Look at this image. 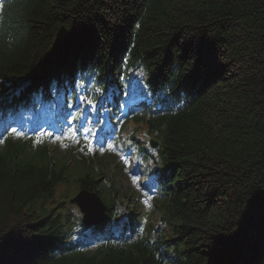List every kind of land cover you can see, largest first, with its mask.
I'll return each mask as SVG.
<instances>
[{
	"label": "trees",
	"instance_id": "1",
	"mask_svg": "<svg viewBox=\"0 0 264 264\" xmlns=\"http://www.w3.org/2000/svg\"><path fill=\"white\" fill-rule=\"evenodd\" d=\"M123 69H144L153 96L169 93L129 122L158 142L153 210L107 150L10 135L0 143V264H264V0H4L0 106L21 85L32 99L81 74L118 83ZM80 189L99 194L108 221L117 201L151 213L148 233L161 213L164 254L145 240L73 248L79 219L67 199Z\"/></svg>",
	"mask_w": 264,
	"mask_h": 264
},
{
	"label": "water",
	"instance_id": "2",
	"mask_svg": "<svg viewBox=\"0 0 264 264\" xmlns=\"http://www.w3.org/2000/svg\"><path fill=\"white\" fill-rule=\"evenodd\" d=\"M156 147V144L153 143ZM71 204L78 206L83 213V221L87 224L100 223L103 221L104 207L98 197L89 194L86 191H80L73 199L70 200Z\"/></svg>",
	"mask_w": 264,
	"mask_h": 264
},
{
	"label": "rangeland",
	"instance_id": "3",
	"mask_svg": "<svg viewBox=\"0 0 264 264\" xmlns=\"http://www.w3.org/2000/svg\"><path fill=\"white\" fill-rule=\"evenodd\" d=\"M56 138H53L51 141H49V143H48V145L50 146V147H52L53 148V146L55 145V142H56ZM59 145H62V142H60L59 141ZM60 195H59V193L56 195V201H58L59 199H60ZM70 207H68V211H70V210H72L74 213H79L78 212V209L75 207V206H73V205H69ZM127 203H123V204H120V210L123 212V211H128V209H127ZM126 207V208H125ZM70 208V209H69Z\"/></svg>",
	"mask_w": 264,
	"mask_h": 264
},
{
	"label": "snow or ice",
	"instance_id": "4",
	"mask_svg": "<svg viewBox=\"0 0 264 264\" xmlns=\"http://www.w3.org/2000/svg\"><path fill=\"white\" fill-rule=\"evenodd\" d=\"M3 4H4V0H0V8L3 7Z\"/></svg>",
	"mask_w": 264,
	"mask_h": 264
},
{
	"label": "bare ground",
	"instance_id": "5",
	"mask_svg": "<svg viewBox=\"0 0 264 264\" xmlns=\"http://www.w3.org/2000/svg\"><path fill=\"white\" fill-rule=\"evenodd\" d=\"M59 81H61V79H59ZM11 95V94H10Z\"/></svg>",
	"mask_w": 264,
	"mask_h": 264
}]
</instances>
